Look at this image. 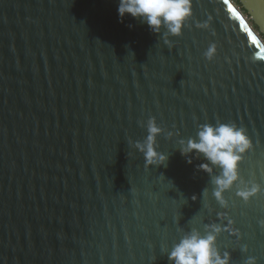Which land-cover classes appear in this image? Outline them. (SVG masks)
<instances>
[{
    "label": "water",
    "instance_id": "95a60500",
    "mask_svg": "<svg viewBox=\"0 0 264 264\" xmlns=\"http://www.w3.org/2000/svg\"><path fill=\"white\" fill-rule=\"evenodd\" d=\"M239 1L259 30L233 0H191L173 37L121 22L119 0H0V264H169L213 225L230 264H264V191L222 207L220 169L180 144L245 128L239 174L264 187V0ZM150 118L165 165L135 146Z\"/></svg>",
    "mask_w": 264,
    "mask_h": 264
},
{
    "label": "clouds",
    "instance_id": "9594fccd",
    "mask_svg": "<svg viewBox=\"0 0 264 264\" xmlns=\"http://www.w3.org/2000/svg\"><path fill=\"white\" fill-rule=\"evenodd\" d=\"M117 12L121 22L126 16H131L146 24L153 33L159 34L161 29H164L167 36L179 37L192 16V2L191 0H119ZM215 52V45H211L204 56L211 60ZM147 133L144 142L137 143L136 148L143 153L148 166L165 165L167 157L158 153L155 147L156 138L162 133L155 118L148 119ZM180 144L182 155L187 156L193 152L201 154L212 166L202 165V171L211 173L213 167L220 169V175L213 180L215 185L213 195L222 207L228 206L224 194L234 186L237 188L236 197L245 203L264 191V187L260 184L254 180L246 182L239 174V164L252 150V142L245 128L238 127L235 123L220 121H217L215 126L205 123L199 126L197 139H188L186 142L182 140ZM188 163L191 164L190 159ZM195 199L196 197H193V200ZM261 223L264 224V221ZM222 230L226 229L213 225L207 235L202 236L196 230L186 234L168 252L169 264H230V254L226 252L221 256L215 246L217 234ZM246 264H256V261L249 257Z\"/></svg>",
    "mask_w": 264,
    "mask_h": 264
},
{
    "label": "trees",
    "instance_id": "16d2710c",
    "mask_svg": "<svg viewBox=\"0 0 264 264\" xmlns=\"http://www.w3.org/2000/svg\"><path fill=\"white\" fill-rule=\"evenodd\" d=\"M233 1L241 9V11L244 13V15H246L250 19V16L248 15V12L243 8V6L240 3V1L239 0H233ZM250 22L253 24V22L251 21V19H250ZM253 26H254V28L256 30H259L258 27L255 24H253Z\"/></svg>",
    "mask_w": 264,
    "mask_h": 264
},
{
    "label": "rangeland",
    "instance_id": "374dc122",
    "mask_svg": "<svg viewBox=\"0 0 264 264\" xmlns=\"http://www.w3.org/2000/svg\"><path fill=\"white\" fill-rule=\"evenodd\" d=\"M250 20V19H249Z\"/></svg>",
    "mask_w": 264,
    "mask_h": 264
}]
</instances>
